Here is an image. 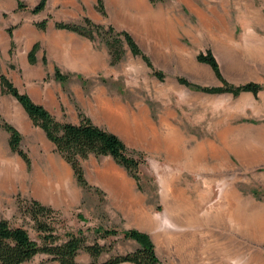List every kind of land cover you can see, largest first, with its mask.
<instances>
[{
	"label": "rangeland",
	"instance_id": "374dc122",
	"mask_svg": "<svg viewBox=\"0 0 264 264\" xmlns=\"http://www.w3.org/2000/svg\"><path fill=\"white\" fill-rule=\"evenodd\" d=\"M24 3L32 6L31 0ZM171 3L153 4L154 10L160 7L158 22L151 13L144 30L132 26L133 39L153 67L164 73V79H155L143 61L124 46L123 56L113 67L117 76L108 79L107 86L112 89L113 102L120 103L122 111L126 107L127 117L105 123L95 111L94 119L128 148L144 154L139 191L161 221L163 231L154 238V251L162 264H264L263 38L249 29L235 28L231 21L220 27L204 26L198 13L183 7L166 11ZM253 3L264 8V0ZM224 4L231 11L242 0H224ZM94 40L104 46L96 36ZM207 49L223 81L196 61V54ZM177 76L204 87L254 82L262 90L255 96L248 92L203 93L178 84ZM2 97L6 93L0 91ZM48 149L55 152L52 145ZM81 166L88 184H135L109 159L87 157ZM112 168L121 176H114ZM83 192L78 206L57 211L55 233L80 228L87 243H110L97 261L132 251L137 244L123 238V229L98 237L95 230L114 228L105 220L103 193L92 186ZM26 205L25 197L0 195V217L22 225L38 242ZM174 232L181 233L171 237L178 252L164 237ZM175 238L183 243L177 244ZM48 258L39 253L33 262H51ZM78 263H82L80 258Z\"/></svg>",
	"mask_w": 264,
	"mask_h": 264
},
{
	"label": "crops",
	"instance_id": "0c3cea01",
	"mask_svg": "<svg viewBox=\"0 0 264 264\" xmlns=\"http://www.w3.org/2000/svg\"><path fill=\"white\" fill-rule=\"evenodd\" d=\"M37 1L31 0L32 5ZM102 1L105 16L95 10V0H45L43 9L35 14L29 12L30 7L17 10L14 0H0V73L19 92L27 94L34 103L42 105L56 119L65 118L67 122L77 123V110L96 125L101 122L94 119L95 111L105 123L113 118L127 117L126 107L122 111L120 103L113 102L112 89L107 86L108 79H115L117 72L114 65L109 64L105 46L94 38L90 40L76 32L55 28L54 22L79 23L82 17H87L93 23L104 26L109 24L117 31H126L133 38L135 34L132 26L135 25L138 31L144 30L151 20V13H155L153 18L158 22L160 7L155 6L154 10L153 4L160 1ZM170 2L171 5L166 9L168 12L183 7L189 13H198L204 26L220 27L224 22L231 21L235 28L249 29L257 38L261 36L264 42V8L255 5L253 0H242V4L232 6L231 11L225 7L224 0ZM42 19H46V22L41 30L34 23ZM9 26H13L11 37L5 31ZM134 41L138 45V41ZM35 43L37 47L34 62L29 63L27 53ZM54 69L69 76L65 83L54 79ZM78 77L85 80V84ZM0 118L20 133L19 147L29 158L27 167L16 153L10 151L8 134L0 130V195L10 198L17 194L36 200L59 213L78 206L84 192L76 184L71 168L59 155L48 149L52 144L38 127L31 124L20 104L8 94L0 99ZM30 127L35 130L30 131ZM90 157L96 159L93 156L88 158ZM99 159H109L115 167L120 168L109 157ZM111 173L121 176L113 168ZM125 183L95 182L88 185L102 191V210L109 226L146 233L154 246V238L163 231L160 218L146 204L145 195L137 189L136 184ZM177 234L181 233H168L164 236L175 252H178L177 245L171 242V237ZM186 236L184 252L187 251ZM175 239L177 244L183 243ZM36 255L21 264H35L33 259ZM79 258L81 264H86L89 260L84 252L77 254L76 264H79ZM44 264L56 263L51 261Z\"/></svg>",
	"mask_w": 264,
	"mask_h": 264
},
{
	"label": "trees",
	"instance_id": "16d2710c",
	"mask_svg": "<svg viewBox=\"0 0 264 264\" xmlns=\"http://www.w3.org/2000/svg\"><path fill=\"white\" fill-rule=\"evenodd\" d=\"M17 10L27 9V5L22 0H14ZM162 0H150L151 3ZM45 0H38L28 10L31 14L41 11L44 7ZM95 10L105 16L102 0H95ZM4 16L5 14L2 13ZM46 19L35 22L38 29H44ZM54 27L76 32L93 40L96 36L105 46L109 64L117 63L124 54L125 48L132 56H138L145 66L149 69L150 74L162 81L164 73L153 67L150 59L145 55L139 46L135 43L130 34L123 30H115L111 25H100L93 23L87 17H82L79 23H67L56 21ZM9 26L5 29L11 37ZM125 46V48H124ZM37 44H33L27 53V61L34 62V51ZM10 53V49H9ZM196 61L207 65L214 76L223 81L217 62L211 52L207 49L204 53H198L195 56ZM44 63V58L42 59ZM53 77L60 83H65L68 75L61 74L54 69ZM82 84L85 80L78 77ZM175 81L194 91L203 93H223L229 92L237 95L242 92L251 93L255 96L262 86L254 82H247L236 86L223 83L219 87H204L189 82L182 76H177ZM1 92L12 96L23 108L28 119L34 127H38L44 134L45 138L52 144L53 150L69 165L73 178L77 185L82 189H89L81 166V161L89 156L95 158L109 157L114 164L122 168L135 182L138 190L141 189L139 184V166L145 162L144 154L141 151L128 148L120 137L115 133L106 130L94 124L87 116L77 110V123H71L56 119L42 105L34 103L27 94L19 92L13 84L0 73ZM0 128L7 134V144L11 152L16 153L29 166L27 154L19 147L21 139L20 133L9 123L0 118ZM25 212L32 222L38 242L32 239L27 230L22 225H12L7 219L0 217V264H21L29 261L34 255L43 253L48 255L49 261L56 264H76L75 257L79 252H85L89 260L86 264H118L128 262L131 264H162L154 251V246L146 233L135 229L122 230V236L126 239H132L137 246L129 252L121 255H115L102 261L97 258L109 249L107 246L99 244L97 241L87 243L83 231L80 228L75 230H65L61 235L55 233L54 221L56 210L45 206L33 199H27ZM99 238H105L109 235H115V228L95 230Z\"/></svg>",
	"mask_w": 264,
	"mask_h": 264
}]
</instances>
